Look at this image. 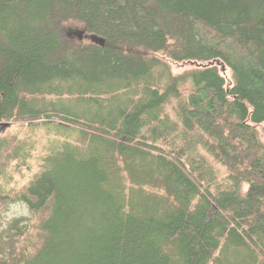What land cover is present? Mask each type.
Here are the masks:
<instances>
[{"label": "trees", "instance_id": "trees-1", "mask_svg": "<svg viewBox=\"0 0 264 264\" xmlns=\"http://www.w3.org/2000/svg\"><path fill=\"white\" fill-rule=\"evenodd\" d=\"M4 123L0 264H264V0H0Z\"/></svg>", "mask_w": 264, "mask_h": 264}, {"label": "rangeland", "instance_id": "rangeland-1", "mask_svg": "<svg viewBox=\"0 0 264 264\" xmlns=\"http://www.w3.org/2000/svg\"><path fill=\"white\" fill-rule=\"evenodd\" d=\"M82 25L77 23V22H68L63 25L62 31H61V38L65 43L70 44L71 46H81V45H87L91 43H101V40L98 39V37L94 35H89V36H84L83 34L81 35L82 31ZM208 64H197V63H187V64H179V65H172V69L175 73H183L186 71L194 70L197 68L205 67ZM209 65H215L219 67L220 72L223 74V76L226 78L228 83H231V77H230V71L227 67H225L223 64L220 62H215ZM7 123L1 124L0 125V136L1 137H8V138H19V139H24V138H29L31 136V128L30 126H22V125H11L9 126H4ZM259 133H260V140L261 142L264 143V123L261 124L260 126L257 127ZM33 138L37 140L38 143V148L36 149V155L39 157L41 156V151L45 149L43 148V145L46 143L47 145V140L44 136V134L37 132L36 134H33ZM45 151V150H44ZM211 159V158H210ZM209 159V160H210ZM36 164L35 162L32 163V166L34 167ZM217 168V172L220 178H224L227 176V173L225 171V168L222 167L219 164H215ZM23 171H15L14 176L16 179L22 178V180L19 182V187L23 186L25 183H27L28 179L31 177V173L29 176L24 172L25 174L22 173ZM23 216H30L29 211L26 206L23 204H13L11 205L8 210H6L1 218H0V223L2 225H8L11 220L14 218H20Z\"/></svg>", "mask_w": 264, "mask_h": 264}, {"label": "water", "instance_id": "water-1", "mask_svg": "<svg viewBox=\"0 0 264 264\" xmlns=\"http://www.w3.org/2000/svg\"><path fill=\"white\" fill-rule=\"evenodd\" d=\"M101 44H104V41L103 40L101 41ZM4 126L7 127V126H9V124H5Z\"/></svg>", "mask_w": 264, "mask_h": 264}]
</instances>
